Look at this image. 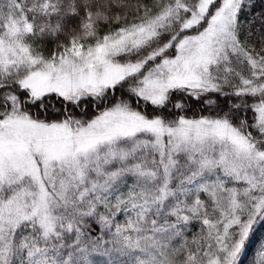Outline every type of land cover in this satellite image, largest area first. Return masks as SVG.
<instances>
[{"label": "snow or ice", "instance_id": "obj_1", "mask_svg": "<svg viewBox=\"0 0 264 264\" xmlns=\"http://www.w3.org/2000/svg\"><path fill=\"white\" fill-rule=\"evenodd\" d=\"M264 264V0H0V264Z\"/></svg>", "mask_w": 264, "mask_h": 264}, {"label": "trees", "instance_id": "obj_2", "mask_svg": "<svg viewBox=\"0 0 264 264\" xmlns=\"http://www.w3.org/2000/svg\"><path fill=\"white\" fill-rule=\"evenodd\" d=\"M98 259V264H103V260H100L99 258Z\"/></svg>", "mask_w": 264, "mask_h": 264}]
</instances>
